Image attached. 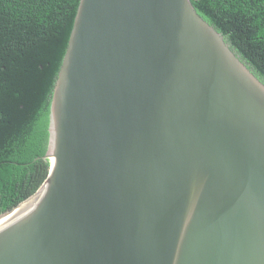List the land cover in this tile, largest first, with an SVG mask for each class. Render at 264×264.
<instances>
[{
  "label": "water",
  "instance_id": "water-1",
  "mask_svg": "<svg viewBox=\"0 0 264 264\" xmlns=\"http://www.w3.org/2000/svg\"><path fill=\"white\" fill-rule=\"evenodd\" d=\"M44 158L0 264H264V81L191 0H80Z\"/></svg>",
  "mask_w": 264,
  "mask_h": 264
},
{
  "label": "trees",
  "instance_id": "trees-1",
  "mask_svg": "<svg viewBox=\"0 0 264 264\" xmlns=\"http://www.w3.org/2000/svg\"><path fill=\"white\" fill-rule=\"evenodd\" d=\"M191 1L264 81V0ZM79 2L0 0V213L49 174L51 98Z\"/></svg>",
  "mask_w": 264,
  "mask_h": 264
},
{
  "label": "bare ground",
  "instance_id": "bare-ground-1",
  "mask_svg": "<svg viewBox=\"0 0 264 264\" xmlns=\"http://www.w3.org/2000/svg\"><path fill=\"white\" fill-rule=\"evenodd\" d=\"M19 208H20V207H19ZM19 208H18L17 210H15V212L12 213V215H9V216H7V217H4V218L0 219V228H1L2 226H4L7 222H9V221L15 216L14 214L17 213V211L19 210Z\"/></svg>",
  "mask_w": 264,
  "mask_h": 264
}]
</instances>
